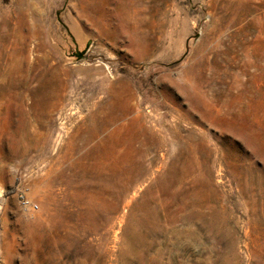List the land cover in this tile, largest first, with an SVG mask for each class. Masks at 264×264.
I'll use <instances>...</instances> for the list:
<instances>
[{"label": "rangeland", "instance_id": "rangeland-1", "mask_svg": "<svg viewBox=\"0 0 264 264\" xmlns=\"http://www.w3.org/2000/svg\"><path fill=\"white\" fill-rule=\"evenodd\" d=\"M0 264H264V0H0Z\"/></svg>", "mask_w": 264, "mask_h": 264}, {"label": "water", "instance_id": "water-1", "mask_svg": "<svg viewBox=\"0 0 264 264\" xmlns=\"http://www.w3.org/2000/svg\"><path fill=\"white\" fill-rule=\"evenodd\" d=\"M84 55V51L83 52H79L77 47L75 46V53L73 54V56L77 59L80 60L83 58Z\"/></svg>", "mask_w": 264, "mask_h": 264}]
</instances>
